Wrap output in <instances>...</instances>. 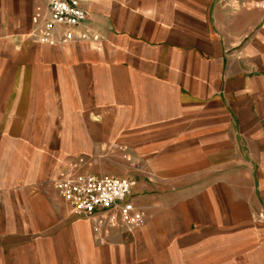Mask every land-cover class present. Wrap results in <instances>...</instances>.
Segmentation results:
<instances>
[{
  "label": "crops",
  "instance_id": "obj_1",
  "mask_svg": "<svg viewBox=\"0 0 264 264\" xmlns=\"http://www.w3.org/2000/svg\"><path fill=\"white\" fill-rule=\"evenodd\" d=\"M46 1L0 0V264H264V0H80L44 36ZM70 170L134 178L125 221Z\"/></svg>",
  "mask_w": 264,
  "mask_h": 264
},
{
  "label": "built area",
  "instance_id": "obj_2",
  "mask_svg": "<svg viewBox=\"0 0 264 264\" xmlns=\"http://www.w3.org/2000/svg\"><path fill=\"white\" fill-rule=\"evenodd\" d=\"M46 7L47 18L39 30L44 36L56 26L75 27L87 18V12L80 0H47L35 6V20L43 16ZM136 181L131 177H116L107 174L68 171L55 181L58 196L69 203L76 214H94L100 210H111L121 205L115 212V219L125 221L133 210L127 201Z\"/></svg>",
  "mask_w": 264,
  "mask_h": 264
},
{
  "label": "bare ground",
  "instance_id": "obj_3",
  "mask_svg": "<svg viewBox=\"0 0 264 264\" xmlns=\"http://www.w3.org/2000/svg\"><path fill=\"white\" fill-rule=\"evenodd\" d=\"M58 109H59V108H58ZM60 109H61V108H60ZM60 109H59V110H60ZM60 112H62V111H60ZM54 113H55V112H54ZM55 116H56V114H55ZM51 118H52V117H51ZM54 119H55V118H54ZM51 121H52V120H51ZM54 122H55V121H54ZM58 122H59V121H58ZM59 123H60V122H59ZM58 126H59V125H58ZM38 127H40V126H38ZM49 127H50V126H49ZM28 128H29V127H28ZM30 128H31V127H30ZM58 128H59V127H58ZM60 133H61V132H60ZM57 136H58V135H57ZM70 139H71V137H70ZM70 144H71V143H70ZM73 145H74V144H73ZM71 147H72V146H71ZM75 148H76V147H75ZM41 250H42V248H41ZM60 250H61V249H60ZM49 252H50V251H49ZM62 254H63V253H62ZM38 257H39V256H38ZM63 257H64V256H63ZM60 258H62V257H60ZM64 258H65V257H64ZM43 260H44V259H43ZM15 261H17V260H15ZM39 261H40V260H39ZM61 261H62V260H61ZM61 261H60V262H61ZM65 261H66V260H65ZM60 262H59V263H60ZM63 263H64V261H63ZM44 264H45V263H44Z\"/></svg>",
  "mask_w": 264,
  "mask_h": 264
},
{
  "label": "rangeland",
  "instance_id": "obj_4",
  "mask_svg": "<svg viewBox=\"0 0 264 264\" xmlns=\"http://www.w3.org/2000/svg\"><path fill=\"white\" fill-rule=\"evenodd\" d=\"M109 176H112V175H109ZM116 177H121V176H116Z\"/></svg>",
  "mask_w": 264,
  "mask_h": 264
}]
</instances>
